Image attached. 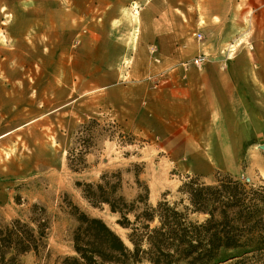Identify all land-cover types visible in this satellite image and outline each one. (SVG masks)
Segmentation results:
<instances>
[{"label":"rangeland","instance_id":"obj_1","mask_svg":"<svg viewBox=\"0 0 264 264\" xmlns=\"http://www.w3.org/2000/svg\"><path fill=\"white\" fill-rule=\"evenodd\" d=\"M117 1L115 12L100 9L98 0H0V224L28 219L34 202L46 205L53 219L52 256L29 255L26 264H61L64 256L74 254V221L62 208L66 194L128 240L117 216L88 204L76 185L97 181L103 172L143 163L141 178L149 185L151 204L164 193L170 201L178 199L188 174L210 181L223 171L264 183V136L234 137L240 153L222 163L206 153H192L198 147L197 131L183 129L182 123L168 130L166 123L141 113L137 90L145 83L160 89L172 72L155 77L145 70L130 71L135 65L146 70L159 66L162 60L156 44L148 55L137 49L136 57L130 56L140 33L133 20L138 12H133V0ZM194 37L206 42L198 29ZM195 56L169 65L198 67ZM86 124L93 142L87 167L78 172L70 168L68 152L78 146L79 137L87 136L80 132ZM124 175L129 181L125 192L134 196V176Z\"/></svg>","mask_w":264,"mask_h":264},{"label":"trees","instance_id":"obj_2","mask_svg":"<svg viewBox=\"0 0 264 264\" xmlns=\"http://www.w3.org/2000/svg\"><path fill=\"white\" fill-rule=\"evenodd\" d=\"M89 127L83 125L80 132L87 136L69 149L74 171L87 167L93 142ZM144 168L134 162L103 172L97 181L76 182L88 204L117 216L128 240L66 194L62 208L74 221V254L64 256L61 264H264V183L223 171L210 181L188 174L178 199L170 201L164 193L151 204L149 185L141 178ZM125 172L134 176V196L125 192ZM29 212L26 220L17 217L0 224V264H26L29 255L52 256V214L40 202L32 203Z\"/></svg>","mask_w":264,"mask_h":264},{"label":"crops","instance_id":"obj_3","mask_svg":"<svg viewBox=\"0 0 264 264\" xmlns=\"http://www.w3.org/2000/svg\"><path fill=\"white\" fill-rule=\"evenodd\" d=\"M109 1L98 0V7L117 12L118 1ZM136 11L138 19L132 18L140 33L130 56L136 57L137 49L148 55L156 44L162 61L130 71L173 73L160 89L145 83L134 94L146 118L166 123L168 130L182 123L197 131L192 153L207 156L240 153L234 137L264 136V0H133ZM196 29L205 34V43L195 39ZM201 53L208 61L200 68L169 65Z\"/></svg>","mask_w":264,"mask_h":264},{"label":"bare ground","instance_id":"obj_4","mask_svg":"<svg viewBox=\"0 0 264 264\" xmlns=\"http://www.w3.org/2000/svg\"><path fill=\"white\" fill-rule=\"evenodd\" d=\"M208 154H209L208 155L209 157H215L216 159H218L222 163L232 160V157H233L232 156L233 153H230V152H226V153L212 152V153H208Z\"/></svg>","mask_w":264,"mask_h":264},{"label":"built area","instance_id":"obj_5","mask_svg":"<svg viewBox=\"0 0 264 264\" xmlns=\"http://www.w3.org/2000/svg\"><path fill=\"white\" fill-rule=\"evenodd\" d=\"M199 37H201V34L199 35ZM206 60H207L206 55H205V54H200V55L196 56V57L193 59V62H194V64H195L196 66L200 67V66H202V65L205 64Z\"/></svg>","mask_w":264,"mask_h":264},{"label":"water","instance_id":"obj_6","mask_svg":"<svg viewBox=\"0 0 264 264\" xmlns=\"http://www.w3.org/2000/svg\"><path fill=\"white\" fill-rule=\"evenodd\" d=\"M260 147L264 149V143ZM247 180H250V178H247Z\"/></svg>","mask_w":264,"mask_h":264}]
</instances>
